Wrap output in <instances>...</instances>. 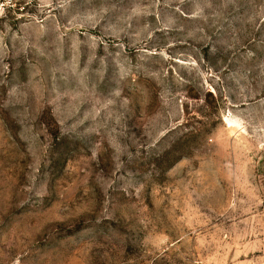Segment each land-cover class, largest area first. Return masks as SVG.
Here are the masks:
<instances>
[{"label": "rangeland", "instance_id": "374dc122", "mask_svg": "<svg viewBox=\"0 0 264 264\" xmlns=\"http://www.w3.org/2000/svg\"><path fill=\"white\" fill-rule=\"evenodd\" d=\"M0 264H264V0H7Z\"/></svg>", "mask_w": 264, "mask_h": 264}, {"label": "built area", "instance_id": "2783aa9c", "mask_svg": "<svg viewBox=\"0 0 264 264\" xmlns=\"http://www.w3.org/2000/svg\"><path fill=\"white\" fill-rule=\"evenodd\" d=\"M7 8V0H0V18H2L6 14Z\"/></svg>", "mask_w": 264, "mask_h": 264}]
</instances>
